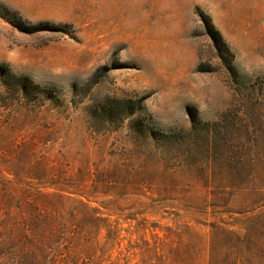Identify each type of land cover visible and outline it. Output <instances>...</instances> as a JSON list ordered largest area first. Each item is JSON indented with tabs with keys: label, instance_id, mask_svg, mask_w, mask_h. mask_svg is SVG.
Listing matches in <instances>:
<instances>
[{
	"label": "rangeland",
	"instance_id": "374dc122",
	"mask_svg": "<svg viewBox=\"0 0 264 264\" xmlns=\"http://www.w3.org/2000/svg\"><path fill=\"white\" fill-rule=\"evenodd\" d=\"M0 264H264V0H0Z\"/></svg>",
	"mask_w": 264,
	"mask_h": 264
},
{
	"label": "trees",
	"instance_id": "16d2710c",
	"mask_svg": "<svg viewBox=\"0 0 264 264\" xmlns=\"http://www.w3.org/2000/svg\"><path fill=\"white\" fill-rule=\"evenodd\" d=\"M216 36V34H218V32L215 30L214 33ZM223 44V43H222ZM5 76L7 79H4L5 83H11V81H14V83L16 84V91L19 92L20 94H22V98L24 96H27V94L30 91H33L35 96L38 95V93H40V89L38 87L37 84L33 83L32 80H30L29 78H27L26 76H16L12 73H10L9 71H6V69H3Z\"/></svg>",
	"mask_w": 264,
	"mask_h": 264
}]
</instances>
